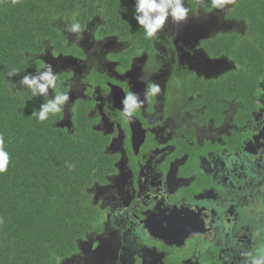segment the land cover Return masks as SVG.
Wrapping results in <instances>:
<instances>
[{"label": "flooded vegetation", "instance_id": "obj_1", "mask_svg": "<svg viewBox=\"0 0 264 264\" xmlns=\"http://www.w3.org/2000/svg\"><path fill=\"white\" fill-rule=\"evenodd\" d=\"M185 6V21L169 18L134 54L128 39L86 27L65 38L74 54L41 59L70 96L56 125L92 133L108 161L89 188L101 222L65 264H246L264 250V79L242 117L240 95L226 94L241 65L219 41L236 28L229 6ZM92 48L127 58L104 67ZM141 75L161 93L126 121L121 100L128 88L143 100Z\"/></svg>", "mask_w": 264, "mask_h": 264}, {"label": "trees", "instance_id": "obj_2", "mask_svg": "<svg viewBox=\"0 0 264 264\" xmlns=\"http://www.w3.org/2000/svg\"><path fill=\"white\" fill-rule=\"evenodd\" d=\"M134 3L0 0V134L10 155L8 170L0 174V264H65L79 253L78 240L100 224L89 188L108 169L102 144L87 130L73 136L59 128L61 113L38 121L34 113L44 98L32 97L19 81L36 74L45 54H74L65 40L74 35L66 31L73 22L101 36L128 39L131 54L151 47L134 19ZM227 7L236 28L219 41L241 68L230 76L240 80L227 85L226 94L240 95L244 117L264 79V0H235ZM12 68L20 73L9 77Z\"/></svg>", "mask_w": 264, "mask_h": 264}, {"label": "clouds", "instance_id": "obj_3", "mask_svg": "<svg viewBox=\"0 0 264 264\" xmlns=\"http://www.w3.org/2000/svg\"><path fill=\"white\" fill-rule=\"evenodd\" d=\"M200 3L201 5L210 4L212 9H225L227 5L235 3V0H207V2L200 0ZM190 12L191 9L185 6V0H135L134 3V19L143 29L145 39L156 37L164 29L169 18L174 24L179 25L187 19ZM66 31L76 34L77 41H79L84 30L79 22H73L70 26H66ZM45 56L47 57V54ZM19 73V69L12 68L8 71V76H15ZM139 79L146 83L143 100L131 88L125 90L121 100L120 111L122 118L126 121H130L141 109L145 99L150 100L161 93L160 84L151 81L150 76L146 79L144 75H141ZM19 84L26 86V91L30 92L32 97L44 98V102L34 113L40 122L48 120L50 115L55 116L63 112L70 99L69 92L61 90L59 73L54 72L52 65L47 63L41 64L36 74L24 75ZM49 89L54 92L51 98H49ZM4 145V136L0 134V174L8 170L10 163V155ZM68 167L71 169L73 166L68 165ZM244 255L248 258L246 264H264V250L255 256L251 252L244 253Z\"/></svg>", "mask_w": 264, "mask_h": 264}, {"label": "rangeland", "instance_id": "obj_4", "mask_svg": "<svg viewBox=\"0 0 264 264\" xmlns=\"http://www.w3.org/2000/svg\"><path fill=\"white\" fill-rule=\"evenodd\" d=\"M190 2L192 3V5H195L196 3H195V0H190ZM97 35V34H96ZM86 48V47H85ZM91 52H93V53H95L96 54V56L97 57H99L100 55H101V58H103L104 59V61H103V64H104V67H106V62L108 61V59L109 60H117V61H125L126 60V58H127V52H125V50H124V52L122 51V52H116L115 54V56H111V55H109V56H102V53H103V51H101V50H98V49H94V48H92L91 50H90ZM96 56H94L93 57V59H95L96 58ZM108 57V58H107ZM48 61V64H52V61H49V60H47ZM53 69H54V67H53ZM97 209V208H96ZM98 211V210H97ZM96 211V212H97ZM99 213V212H98ZM98 221H99V219L95 216V225H97L98 224ZM80 260L83 262L84 261V254L82 255V257L80 258ZM68 262H70V261H68ZM166 263H168V264H170V262H167V260L165 261Z\"/></svg>", "mask_w": 264, "mask_h": 264}]
</instances>
